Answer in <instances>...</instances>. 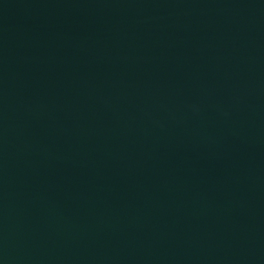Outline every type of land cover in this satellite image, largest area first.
Wrapping results in <instances>:
<instances>
[{
	"label": "water",
	"instance_id": "water-1",
	"mask_svg": "<svg viewBox=\"0 0 264 264\" xmlns=\"http://www.w3.org/2000/svg\"><path fill=\"white\" fill-rule=\"evenodd\" d=\"M0 264H264V0H0Z\"/></svg>",
	"mask_w": 264,
	"mask_h": 264
}]
</instances>
